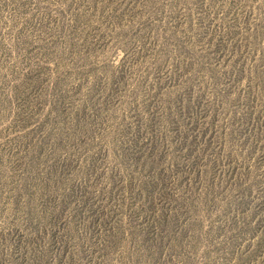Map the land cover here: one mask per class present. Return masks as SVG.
Listing matches in <instances>:
<instances>
[{
	"label": "rangeland",
	"instance_id": "rangeland-1",
	"mask_svg": "<svg viewBox=\"0 0 264 264\" xmlns=\"http://www.w3.org/2000/svg\"><path fill=\"white\" fill-rule=\"evenodd\" d=\"M0 264H264V0H0Z\"/></svg>",
	"mask_w": 264,
	"mask_h": 264
}]
</instances>
